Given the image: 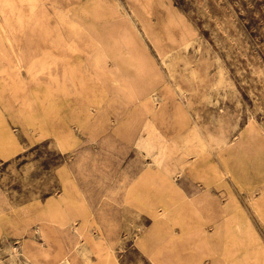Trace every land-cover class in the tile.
<instances>
[{"label": "rangeland", "instance_id": "rangeland-1", "mask_svg": "<svg viewBox=\"0 0 264 264\" xmlns=\"http://www.w3.org/2000/svg\"><path fill=\"white\" fill-rule=\"evenodd\" d=\"M264 264V0H0V264Z\"/></svg>", "mask_w": 264, "mask_h": 264}, {"label": "crops", "instance_id": "crops-1", "mask_svg": "<svg viewBox=\"0 0 264 264\" xmlns=\"http://www.w3.org/2000/svg\"><path fill=\"white\" fill-rule=\"evenodd\" d=\"M216 258L213 257L212 259H210L211 261L210 262H202L200 264H212V262L215 260Z\"/></svg>", "mask_w": 264, "mask_h": 264}]
</instances>
